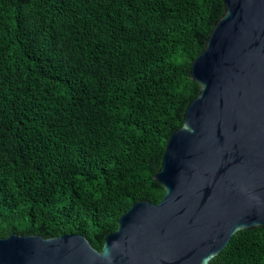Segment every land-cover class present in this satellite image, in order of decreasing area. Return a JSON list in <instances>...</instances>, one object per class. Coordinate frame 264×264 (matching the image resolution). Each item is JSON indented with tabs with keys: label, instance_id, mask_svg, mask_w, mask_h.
<instances>
[{
	"label": "trees",
	"instance_id": "16d2710c",
	"mask_svg": "<svg viewBox=\"0 0 264 264\" xmlns=\"http://www.w3.org/2000/svg\"><path fill=\"white\" fill-rule=\"evenodd\" d=\"M223 0H0V237L79 233L100 247L157 203L165 141L197 85ZM210 262L264 264V226Z\"/></svg>",
	"mask_w": 264,
	"mask_h": 264
},
{
	"label": "water",
	"instance_id": "95a60500",
	"mask_svg": "<svg viewBox=\"0 0 264 264\" xmlns=\"http://www.w3.org/2000/svg\"><path fill=\"white\" fill-rule=\"evenodd\" d=\"M197 85L153 179L100 247L79 233L0 237V264H212L239 230L264 226V0H223L191 60Z\"/></svg>",
	"mask_w": 264,
	"mask_h": 264
}]
</instances>
